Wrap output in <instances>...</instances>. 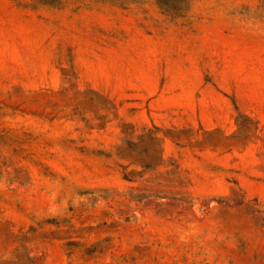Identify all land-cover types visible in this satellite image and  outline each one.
I'll return each mask as SVG.
<instances>
[{"label":"rangeland","instance_id":"rangeland-1","mask_svg":"<svg viewBox=\"0 0 264 264\" xmlns=\"http://www.w3.org/2000/svg\"><path fill=\"white\" fill-rule=\"evenodd\" d=\"M0 264H264V0H0Z\"/></svg>","mask_w":264,"mask_h":264},{"label":"crops","instance_id":"crops-1","mask_svg":"<svg viewBox=\"0 0 264 264\" xmlns=\"http://www.w3.org/2000/svg\"><path fill=\"white\" fill-rule=\"evenodd\" d=\"M36 12H41L40 10H37V11H35L34 10V13H36ZM25 13H26V11H25ZM12 28L14 29V31L15 32H18V31H21L22 32V30H23V22L21 21L19 24H18V21L15 19V21L14 22H12ZM16 35V34H15ZM17 44H19L17 41L14 43V45H17ZM150 70H152V68H151V66H146L145 68H144V71H143V76L144 77H142V78H144V79H149V78H152V77H154V74H152V75H149V71ZM146 71V72H145ZM147 73V74H146ZM147 83V82H146Z\"/></svg>","mask_w":264,"mask_h":264}]
</instances>
